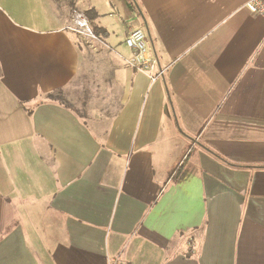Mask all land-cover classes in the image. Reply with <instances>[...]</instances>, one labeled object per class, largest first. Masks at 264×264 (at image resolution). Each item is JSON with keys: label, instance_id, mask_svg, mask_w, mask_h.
<instances>
[{"label": "crops", "instance_id": "0c3cea01", "mask_svg": "<svg viewBox=\"0 0 264 264\" xmlns=\"http://www.w3.org/2000/svg\"><path fill=\"white\" fill-rule=\"evenodd\" d=\"M250 0H0V264H264V17ZM83 6V7H82ZM95 9L102 112L66 105ZM146 34L164 78L127 65Z\"/></svg>", "mask_w": 264, "mask_h": 264}, {"label": "rangeland", "instance_id": "374dc122", "mask_svg": "<svg viewBox=\"0 0 264 264\" xmlns=\"http://www.w3.org/2000/svg\"><path fill=\"white\" fill-rule=\"evenodd\" d=\"M74 11L85 13L81 7L75 8ZM74 11L71 12L70 17ZM79 40L85 58L82 78L63 90L60 95L66 105L74 107L82 115L87 114L89 104L94 110L103 112L106 108V100L117 91L114 79L115 60L99 40L85 37Z\"/></svg>", "mask_w": 264, "mask_h": 264}, {"label": "built area", "instance_id": "2783aa9c", "mask_svg": "<svg viewBox=\"0 0 264 264\" xmlns=\"http://www.w3.org/2000/svg\"><path fill=\"white\" fill-rule=\"evenodd\" d=\"M246 8L251 13L264 17V0H250L247 2ZM67 29L82 38L85 37L92 40H99L93 32L88 17L83 12L74 11ZM125 44L132 51V56L127 61L131 68L146 73L153 83L164 78L167 68L161 66L158 58L150 53L147 44V37L143 29H131L126 36ZM113 264L127 263L123 260L117 259Z\"/></svg>", "mask_w": 264, "mask_h": 264}, {"label": "trees", "instance_id": "16d2710c", "mask_svg": "<svg viewBox=\"0 0 264 264\" xmlns=\"http://www.w3.org/2000/svg\"><path fill=\"white\" fill-rule=\"evenodd\" d=\"M85 14L88 17V19L92 25L93 32H94L95 36L100 40H104L106 38L108 32H107V30L100 28L94 24V20L97 18V12L95 11V9H89L85 12Z\"/></svg>", "mask_w": 264, "mask_h": 264}]
</instances>
